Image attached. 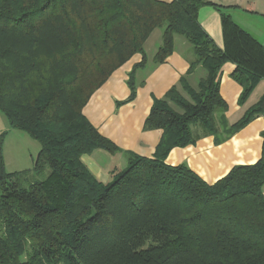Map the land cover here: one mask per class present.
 Listing matches in <instances>:
<instances>
[{"label": "trees", "instance_id": "obj_1", "mask_svg": "<svg viewBox=\"0 0 264 264\" xmlns=\"http://www.w3.org/2000/svg\"><path fill=\"white\" fill-rule=\"evenodd\" d=\"M216 9L223 47L198 22ZM232 6L212 0H0V112L35 139L32 169L7 172L0 157V264H264V155L235 165L212 184L185 163L169 165L174 147L219 132L226 110L219 93L224 63L235 65L243 103L264 79V46L234 22ZM156 28L153 63L187 40L194 58L178 84L153 98L143 129H160L151 157L125 152L110 182L81 160L121 151L101 135L83 107L118 67L139 53ZM205 75L188 81L196 66ZM120 103V102H118ZM264 112V92L228 128ZM263 145H264V132Z\"/></svg>", "mask_w": 264, "mask_h": 264}, {"label": "crops", "instance_id": "obj_2", "mask_svg": "<svg viewBox=\"0 0 264 264\" xmlns=\"http://www.w3.org/2000/svg\"><path fill=\"white\" fill-rule=\"evenodd\" d=\"M169 1V0H163ZM225 6L235 23L252 35L264 46V0H212ZM198 22L203 30L219 46L223 47V35L219 12L204 5L198 11ZM162 30L156 28L144 43L146 61L134 70L136 94L126 100L130 89L129 72L142 59L141 54L132 55L118 67L108 79L91 95L83 107V114L97 131L111 140L121 151L109 153L97 149L83 154L81 160L92 174L104 183L110 182L127 165L125 152L151 157L160 140L161 130H144L143 122L149 113L153 98H161L180 77L187 73L189 62L194 58L192 47L187 40H178L174 35V49L164 62L153 63V56L161 42ZM152 53L148 54L147 47ZM235 65L227 62L220 69L219 93L226 102L223 112H216L219 132L216 136L202 135L195 143L185 147H174L165 162L169 165L185 163L209 184L214 183L235 165L253 164L264 155L263 136L264 112L235 132L227 128L237 121L247 108L256 103L264 92V79L254 87L248 98L239 103L241 85L232 77ZM205 72L198 65L188 76L195 86ZM120 102V103H118ZM1 123V122H0ZM264 194V184L262 186Z\"/></svg>", "mask_w": 264, "mask_h": 264}, {"label": "rangeland", "instance_id": "obj_3", "mask_svg": "<svg viewBox=\"0 0 264 264\" xmlns=\"http://www.w3.org/2000/svg\"><path fill=\"white\" fill-rule=\"evenodd\" d=\"M176 38V42L185 40L181 35H176ZM152 51L148 46V54ZM0 122V157L4 169L7 172L32 169L40 148L39 143L27 132L11 128L9 121L1 112Z\"/></svg>", "mask_w": 264, "mask_h": 264}]
</instances>
